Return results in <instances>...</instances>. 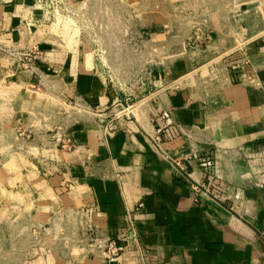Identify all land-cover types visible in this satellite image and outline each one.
<instances>
[{
    "label": "crops",
    "instance_id": "crops-1",
    "mask_svg": "<svg viewBox=\"0 0 264 264\" xmlns=\"http://www.w3.org/2000/svg\"><path fill=\"white\" fill-rule=\"evenodd\" d=\"M106 3L0 0V44L40 52L0 50V264H264V0L105 10L114 40L155 25L130 86L91 42ZM89 230L126 238L120 260Z\"/></svg>",
    "mask_w": 264,
    "mask_h": 264
},
{
    "label": "rangeland",
    "instance_id": "rangeland-1",
    "mask_svg": "<svg viewBox=\"0 0 264 264\" xmlns=\"http://www.w3.org/2000/svg\"><path fill=\"white\" fill-rule=\"evenodd\" d=\"M101 3L103 1H106V5L108 6L106 9L101 7L99 9V12L101 13L97 14V17L95 19V23L99 25V30L96 31L95 37L97 39H93L91 42L95 44L96 47H100L102 49L105 48H112V51L115 52V55L110 57V63L112 65V69L109 68L106 71V74L108 75L109 79H111L113 82L118 83V85H134V83L137 81V79L143 77V80H147L149 77V73L146 71L139 72L135 69V66L133 64H136L139 62V57L135 56V53H140L143 51L144 56H143V61L146 62H151L152 61V56H151V30L152 27L155 25H152L150 22H145L144 24H137V23H124V24H114L113 25V31L118 32H124L125 35L127 36V39L125 40H114L109 37V33L105 34L104 33V25H103V18L100 15H104V12L106 10V14L108 15H113V16H127V17H132L135 15L134 12V6L135 3H137L138 0H126L127 2V10L125 14L123 13V9L118 7H115L117 4L113 0H100ZM122 2L124 0H121ZM145 3L151 2V0H144ZM110 4V6H109ZM88 21L87 18L84 22V27L87 28L88 26ZM94 21V19H92ZM157 26V25H156ZM164 25H159L161 29H163ZM167 26V25H166ZM158 27V26H157ZM182 29V24H177V28ZM122 29V30H120ZM138 32V33H137ZM137 33V34H136ZM141 33V34H140ZM119 35V34H118ZM179 44V41H177ZM182 43V42H181ZM179 49V47H177ZM125 51L128 53L130 51L133 53V56L127 55V56H122V53ZM129 54V53H128ZM139 55V54H138ZM107 59V57H106ZM107 62H109V57L107 59ZM126 63L128 66H126ZM133 65V66H131ZM130 66V67H129ZM75 104H72V107H74ZM56 133V132H53ZM61 134H58L60 137ZM57 138V137H56ZM37 153V152H36Z\"/></svg>",
    "mask_w": 264,
    "mask_h": 264
},
{
    "label": "built area",
    "instance_id": "built-area-1",
    "mask_svg": "<svg viewBox=\"0 0 264 264\" xmlns=\"http://www.w3.org/2000/svg\"><path fill=\"white\" fill-rule=\"evenodd\" d=\"M0 50L14 57L20 64L33 63L34 61L40 58V52L35 48L22 50L0 44ZM152 141L156 149L159 150L162 154L166 155L162 147V140L160 135L157 134V136H155ZM87 234L88 235H86V237L89 240V243L96 245L102 258H104L109 262H117L120 260L122 253L125 249V244L123 243V240L126 238L124 239L111 238V239H107L104 242L103 241L99 242L98 238L92 232V230L87 231Z\"/></svg>",
    "mask_w": 264,
    "mask_h": 264
},
{
    "label": "bare ground",
    "instance_id": "bare-ground-1",
    "mask_svg": "<svg viewBox=\"0 0 264 264\" xmlns=\"http://www.w3.org/2000/svg\"><path fill=\"white\" fill-rule=\"evenodd\" d=\"M262 4V3H261Z\"/></svg>",
    "mask_w": 264,
    "mask_h": 264
}]
</instances>
